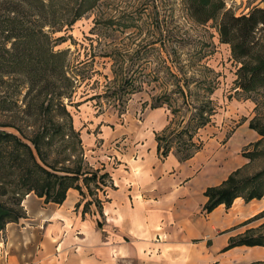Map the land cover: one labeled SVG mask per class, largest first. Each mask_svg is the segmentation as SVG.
Listing matches in <instances>:
<instances>
[{
  "label": "rangeland",
  "instance_id": "obj_1",
  "mask_svg": "<svg viewBox=\"0 0 264 264\" xmlns=\"http://www.w3.org/2000/svg\"><path fill=\"white\" fill-rule=\"evenodd\" d=\"M77 1L44 0L52 5L47 15L70 18L67 8ZM220 1L235 15L264 5V0ZM92 4L79 19L70 25L64 22L49 36L52 51L62 53V66L74 80L63 104L79 133L83 164L90 172L106 173L98 171L101 162L108 157L114 164L116 153L135 148L144 131L169 139L171 130L177 131L194 114L208 86L213 88L208 96L213 113L192 141L203 151L220 149L240 123L251 119L262 135L256 133L255 141L239 148L238 154L248 157H243L246 163L231 182H248L264 172V88L251 94L235 88L237 65L228 46L218 42V16L196 24L185 14L184 0H92ZM180 144H173L169 152L178 157V150H191ZM98 182L88 186L92 194H86L79 182L82 198L101 203L109 177ZM91 204L97 211L96 203ZM96 219L101 224L100 213ZM251 226L249 235L264 234V218L253 220Z\"/></svg>",
  "mask_w": 264,
  "mask_h": 264
},
{
  "label": "crops",
  "instance_id": "obj_2",
  "mask_svg": "<svg viewBox=\"0 0 264 264\" xmlns=\"http://www.w3.org/2000/svg\"><path fill=\"white\" fill-rule=\"evenodd\" d=\"M250 121L222 148L200 147L185 161L172 152L159 159L152 131L141 133L135 148L116 153L114 164L106 157L98 167L109 177L99 227L92 204L82 211L91 200L74 189L59 205L27 195L24 218L0 231V264H264L263 246L225 249L264 218V196L237 197L228 208L202 212L204 190L246 163L238 152L256 140Z\"/></svg>",
  "mask_w": 264,
  "mask_h": 264
},
{
  "label": "trees",
  "instance_id": "obj_3",
  "mask_svg": "<svg viewBox=\"0 0 264 264\" xmlns=\"http://www.w3.org/2000/svg\"><path fill=\"white\" fill-rule=\"evenodd\" d=\"M92 5V0H78L73 7L68 6L66 12L71 17L67 20L49 17L47 10L52 5L45 4L44 0H0V231L6 224L18 223L24 218L25 196L32 194L43 204L59 205L68 189L76 190L83 197L79 182L86 194H92L88 188L90 183L108 177L106 173L98 176L97 171L90 172L83 164L79 133L73 128L71 115L63 104L71 95L74 80L62 66V53L52 51L49 38L60 31L64 22L70 25ZM184 9L200 25L218 16V42L228 46L230 59L237 65L235 88L244 94L263 89L264 5L235 15L224 10L220 0H184ZM45 27L51 30L44 32ZM177 91L182 94L179 87ZM212 92L213 88L208 86L194 114L177 131L171 130L169 139L159 134L154 137L159 159L179 141L181 147L183 143V147L191 149L178 150L179 161L189 159L200 149L201 144L192 140L213 113L208 98ZM162 97L166 99V95ZM248 125L262 135V130L255 128L251 121ZM237 172L238 169L218 186L204 190L206 202L202 212L208 213L220 204L228 208L237 197L247 202L264 196V172L248 182L233 184L232 177ZM91 202L96 203L100 213L101 203L97 199L85 202L82 211ZM96 226H100L98 221ZM241 245L264 247V234L230 240L225 249Z\"/></svg>",
  "mask_w": 264,
  "mask_h": 264
},
{
  "label": "built area",
  "instance_id": "obj_4",
  "mask_svg": "<svg viewBox=\"0 0 264 264\" xmlns=\"http://www.w3.org/2000/svg\"><path fill=\"white\" fill-rule=\"evenodd\" d=\"M1 241H2V237H1V234H0V244H1Z\"/></svg>",
  "mask_w": 264,
  "mask_h": 264
}]
</instances>
